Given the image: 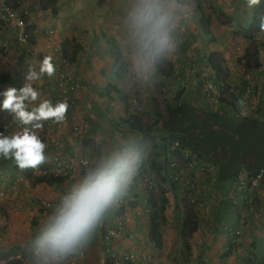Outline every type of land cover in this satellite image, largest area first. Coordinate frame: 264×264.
I'll return each mask as SVG.
<instances>
[{
    "label": "crops",
    "instance_id": "crops-1",
    "mask_svg": "<svg viewBox=\"0 0 264 264\" xmlns=\"http://www.w3.org/2000/svg\"><path fill=\"white\" fill-rule=\"evenodd\" d=\"M38 1L40 0H0V4L11 3L17 6L18 4L27 6L30 11L28 17L34 23V29L30 30L32 38L27 46L17 47L12 44L8 46L6 52L0 48V93L10 86L19 88L24 81L23 73L26 72L28 66L38 68V62L49 52L52 53L55 48L59 47L61 56L56 53L53 64H58L61 59L68 62L67 69L77 86L73 93L77 100L72 109V114L79 121L84 118L87 119L89 128L80 134H74L68 124L52 123L48 128L36 130L41 140L47 145L46 156L49 158L56 153L62 152L64 154L75 151L76 154H86L91 162L102 148L115 146L117 137L129 143L139 144L143 135L123 122L131 110L119 100L115 91L110 90L111 85L109 86V84L115 83V86L119 87L120 91L129 98L134 91V85H136H133L131 80L127 78L125 75L126 68L122 64L123 60L125 63L129 60L131 63L129 56H126V53L123 55L124 50H127L125 48L127 45L125 46L126 40L122 28V10L128 0H57L55 13L51 10L43 11ZM208 2L214 8L212 15H210L211 32L208 35L202 33L199 21L200 13L194 9L191 22L186 26L185 32L194 37L195 43L198 40L202 48L199 49V53L196 50L194 54L192 51L194 44L188 40L187 44L182 46L184 60H186L183 65L189 69L188 66L191 62L199 58L205 48L206 57L211 51L220 52L226 59L225 65L232 72V70H236L233 66L235 61L232 58L236 46H234V41H231L232 38L228 39L227 35L229 32H235L238 29L244 30L254 27L255 24L258 26L260 18L264 16V0H260V5L254 6L252 9L246 6L245 0H210ZM48 27L53 29L52 33L47 32ZM29 28L31 29V27ZM43 32L53 36H46L43 39L41 38ZM14 34L15 29L0 23V43L11 41ZM103 34H105L104 37ZM113 34L115 36H111ZM198 36L199 38H197ZM67 38L75 40V46H80L81 49L78 50L73 45L66 44ZM60 41H64L62 46L59 45ZM118 50L121 55L117 56ZM261 50L264 49L260 48L259 53L264 54V51ZM229 51L231 54H228ZM172 63L175 67L178 66L173 60ZM199 65L206 64L199 62ZM130 66L131 64L127 67ZM175 67L174 71L179 70L183 75H186L184 68L177 69ZM208 68V71L212 73L209 66ZM175 75H179V72ZM170 77L164 78L157 72L155 76L144 83L147 85L151 84L149 83L151 81L159 82L161 80L165 82ZM251 77L255 94L252 93L249 99L252 100L253 105L259 99L264 107L263 61H261L258 69L252 71ZM56 78L57 74L52 78L44 76L42 80L33 83V87L41 92L42 99L58 101L60 94L54 88V79ZM201 82L202 77L195 80L193 76H190V80L186 84V92L182 94V97L192 102L190 101L193 96L191 90L195 89L192 85L202 87ZM135 88L137 89V85ZM202 95L197 97L200 100L196 101V106L205 102ZM3 99L4 96L0 94V102ZM143 100H145L147 110L153 107L152 104L149 106L150 100L147 97L143 96ZM110 101L116 104L115 108L110 109V104H112ZM0 129L5 135L19 130L16 121L4 110H0ZM114 133L115 135H113ZM150 136L159 144L158 130L151 131ZM142 146L140 147L143 150H148ZM146 151H144V156H153L155 160L158 157L157 160L162 162L161 150L160 153L158 150L157 152L150 150L149 155ZM149 162L151 163V160ZM12 163V160L0 158V172H5L0 178V191L8 188L11 193L8 197H1L0 264H26L27 258L23 256L22 249L25 245L31 244L37 230L36 226H39V223L47 216H40L41 212L37 208V200L58 199L67 191L70 182L82 172L76 168L64 183L50 186L37 181L31 183L27 179L20 182L16 181V174H24L29 169L21 171L17 167L14 168L15 164ZM149 169L155 175L158 174L159 169L157 171L150 167ZM198 181L199 195L204 201L203 206L196 213L195 223L189 220L193 216L191 213L188 215L186 212V214L181 212V203L179 204L180 200L174 190H170L166 197V203L160 201L161 194L157 193L153 196L154 205H162L163 207L161 213L163 221L157 229L158 233L161 234L159 245L154 244L155 241L152 240V232H150V215L154 208L150 202L149 207L148 204L144 203L143 186L133 184L128 196L105 220L84 253L83 261L80 260L78 264L81 262L86 264H175L177 263L175 259L179 247L178 235L184 237L180 242H184L185 247H187L184 251L185 257L193 260L188 264H198L197 259L202 257L211 258L215 264L225 262L231 264L240 248L230 252L225 251L228 240L224 228L234 220L227 209L229 197H226L224 188L223 190L220 189V182L209 177L207 181L202 175L198 176ZM136 183L142 182L136 180ZM256 193L261 194L264 198V191L263 195L260 191H256ZM262 211L264 212V208L260 213ZM119 224L120 228L118 229ZM253 224L247 222L241 226L243 233H250L248 236H243V247L246 246V242H252L251 239L257 240L256 234L258 232H255V229L251 227ZM111 228L117 229V233L105 241L104 235ZM107 250L118 252L119 257L117 259L109 257ZM128 253H133L136 260L124 262L121 257Z\"/></svg>",
    "mask_w": 264,
    "mask_h": 264
},
{
    "label": "clouds",
    "instance_id": "clouds-1",
    "mask_svg": "<svg viewBox=\"0 0 264 264\" xmlns=\"http://www.w3.org/2000/svg\"><path fill=\"white\" fill-rule=\"evenodd\" d=\"M38 3L41 8L42 1L40 0ZM245 3L249 9H252L254 6L260 5V0H245ZM194 9L195 0H128L122 10V28L127 42V53L131 60L130 73L136 79L144 82L149 81L157 74L159 67H166V62L178 53L184 31L191 22ZM27 29L30 36V28L27 27ZM259 31L264 32V16L260 18L259 28L252 31L253 37ZM234 63L237 65L238 58ZM204 64L207 65V62L205 61ZM240 67L244 66L240 64ZM244 71L245 69H243ZM175 73L176 71H173L171 75H175ZM55 74L56 66L53 64V57L45 55L38 62V68L28 66L26 72L23 73L24 82L19 88L10 86L0 93L4 96L3 101L0 102V110H4L12 116L19 129L8 135L0 132V158L12 160L21 171L36 170L48 162L49 158L45 154L47 145L41 140L36 130H42L43 123L47 121L62 124L67 120L66 113L69 105L66 100L53 104L51 99H42L41 92L33 87V83L42 80L44 76L52 78ZM136 85L138 86L137 83ZM135 91L136 93L128 98L129 109L141 116L143 113H136L130 105L131 98L137 94V89ZM253 91L252 88V93ZM141 98L144 111L143 94ZM204 100L211 107H216L205 98ZM240 103L243 104V101ZM116 139L115 146L102 148L91 162H86L82 174L70 182L67 191L60 197L58 203L52 206L49 213L42 214L41 212L40 216H47L39 224L31 240L26 264H73L76 258L83 257L105 220L128 196L144 158L147 164L149 163L139 144L129 143L120 137ZM167 154L165 153L163 156L166 158ZM215 166L217 173L215 181L221 182L223 180L218 178L217 163ZM150 173L152 172L150 171ZM152 174L159 176L160 171L156 175ZM261 178L254 193L260 191L263 195L264 185L261 184ZM213 184L217 185L215 182ZM220 189L223 190L221 184ZM172 190L178 195L175 188ZM153 193L165 196L161 191ZM152 197L148 200V207ZM200 199L202 202L204 201L203 198L200 197ZM263 199L262 196H255V207L248 210L249 218L252 212H256L257 209H260V205L264 204ZM181 200L183 199L181 198ZM182 203L188 209L195 211V215L192 216V220H195L198 210H194L185 201ZM261 207L264 208L262 205ZM227 209L234 220L224 228V232L230 226H238L241 232L239 245L231 249L225 247V251L230 252L243 242L241 226L245 225L249 218L246 223L238 225L237 212L232 213L229 204ZM154 244L156 243L154 242ZM128 254L134 256L133 253ZM134 260H136L135 256L133 260L129 261ZM123 261L128 262V260Z\"/></svg>",
    "mask_w": 264,
    "mask_h": 264
},
{
    "label": "trees",
    "instance_id": "trees-1",
    "mask_svg": "<svg viewBox=\"0 0 264 264\" xmlns=\"http://www.w3.org/2000/svg\"><path fill=\"white\" fill-rule=\"evenodd\" d=\"M41 1V9L43 11L51 10L55 13V4L57 0ZM8 4L13 5L14 7L19 6V4L18 6L16 4ZM195 9H197L200 13L199 21L202 33L205 35L210 34V15L205 14V11H203L200 3L195 4ZM219 14L222 15V13ZM25 16L26 27H31L30 30H33L34 23L32 19L28 17L29 14ZM1 22L2 21H0V23ZM253 30V27H249L248 29H244L240 34L246 40L252 42L253 50H251V53H249V50L246 48L244 52L246 55H244V57H238V65L241 64L245 67L244 73L246 74L247 70L258 69L260 67L261 62L259 60V52L260 48H264V39L253 37ZM104 35L105 34L102 36L104 37ZM31 38L32 37L30 36V39ZM63 42L60 41L59 45L62 46ZM65 43L73 45L75 49H81L80 46H75V40L67 38ZM119 54L120 51L118 50L116 55L118 56ZM70 59L72 60V58ZM206 62L214 73L216 80L221 81L226 85L221 93V96L218 98V103L215 108H213V106L211 107V105H209L206 101L200 106H196L192 102H189L186 98L182 97L183 88H179L172 94L173 100L176 101L174 104L177 105H173L167 96H163V108L158 107L154 100V117L151 121L148 120L146 122L141 116L131 112L126 119H123V122L143 135L139 142L140 146L148 143L147 141L150 138L151 151H155L159 147L166 149L167 140L176 138L181 148L191 150L198 158L204 159L205 161L213 162L215 164L217 163L218 178L220 180H230L234 178L238 173L239 167H242L246 171L247 176H254L262 170L263 175L261 178V184L264 185L263 104L259 102L258 99V101L250 107L252 100L247 99L245 105L238 107V98L242 94L245 86L247 85L251 87V90L253 86H250L248 80L242 82L244 83L243 85H229L228 81L230 78V69L225 65L226 59L220 52H209L206 57ZM166 64V67H159L157 71L164 78L170 77L174 71V64L172 61L169 60ZM110 85V90L115 91L119 100H121L125 106L128 107L129 100L127 95L123 94L120 91V88L115 86V83L109 84V86ZM253 94H255L254 91ZM235 113H238L239 116L237 117L234 115ZM153 130H158L159 144H157L154 141V138L150 136L151 131ZM150 160L151 163L156 165V168L159 169L157 171L158 173L160 169L163 168V163H160L157 159L155 160V157L153 156H151ZM15 167L16 166L14 165V168ZM24 174L26 179L31 181V183L36 181L44 182L50 185H59L64 183V180L60 177L50 174L32 176L30 174V170H27ZM150 196H154V193H151ZM160 201L166 203L167 199L162 195ZM150 204H152L154 208V211L150 215V232H152V240L159 245V238L161 234L158 233L157 229L163 221V217L161 215L163 207L162 205H154L152 200L150 201ZM190 213L195 215V211L190 210L188 215ZM189 220L193 223L196 222V220ZM182 234L185 235V233ZM30 245L31 244H27L22 249L23 256L26 258Z\"/></svg>",
    "mask_w": 264,
    "mask_h": 264
},
{
    "label": "built area",
    "instance_id": "built-area-1",
    "mask_svg": "<svg viewBox=\"0 0 264 264\" xmlns=\"http://www.w3.org/2000/svg\"><path fill=\"white\" fill-rule=\"evenodd\" d=\"M201 4L203 0H198ZM29 9L27 6H18L14 7L8 3L0 4V21L1 25L15 29V34L11 41L0 43V48L7 50L8 46L12 44L17 47H25L29 44V33L26 27L25 19L27 14H29ZM48 33H52L53 29L48 27ZM255 37L264 39V32L259 31L255 34ZM58 53V48H55L52 53L49 52L48 55L53 57L55 61V54ZM201 62L204 64L206 61L205 54H201ZM61 58V57H59ZM60 64V65H59ZM56 66L57 78L54 79V88L60 94L58 101L66 100L69 108L66 113L67 120L64 125H69L71 131L74 134H80L83 131H87L89 128L88 120L83 119L79 121L75 119V116L72 114V109L76 104V98L73 96L76 85L72 79V75L69 72L68 62L65 59H61ZM207 65H202L199 73L202 77V94L204 98L214 104L215 106L218 103V98L221 96L222 91L224 90V83L217 81L214 73L208 71ZM134 76V75H133ZM180 76L175 75V79L179 80ZM134 80L138 81L134 77ZM24 82V81H23ZM23 84V83H22ZM137 94H135L131 100L130 105L132 110L136 113L143 112V101H142V92H141V83H137ZM232 85V84H231ZM234 86V85H233ZM169 89V88H168ZM173 92L171 89L168 90V94ZM252 92L251 87L245 86L242 91V94L238 98V107L245 105L246 100L249 99V95ZM166 95H164L165 97ZM243 101V104L240 102ZM53 104L56 101H52ZM55 102V103H54ZM253 104H251V107ZM234 115L239 116L235 113ZM53 122L47 121L43 126V129L48 128ZM42 129V130H43ZM166 153L167 156L162 160V169L160 170L159 176H154L150 173L146 159L144 158L143 163L140 166L139 172L135 178L133 184H141L143 186L142 195L144 203L147 204L150 199V195L153 192L161 191L167 197L170 190L176 189L180 198H182L188 205L192 206L194 210H198L203 206L198 190H199V181L198 174L202 175L208 180V177L211 179H217L216 166L213 162L205 161L204 159L198 158L191 150L186 148H181L177 139H169L166 143ZM86 162H90L86 154H79L74 151L73 153H56L49 157L48 162L41 165L38 169L30 170L32 176L38 175H53L60 177L66 181L73 173L74 169L79 168L83 172ZM3 176V173L0 172V177ZM262 176V170H260L254 176H247L246 171L239 167L237 175L230 180H223L220 182L221 186L225 189L226 197L230 205V210L232 213L237 212V223L238 225L244 224L248 221L250 209L255 207V196L261 197V194L254 193V190L259 186V179ZM26 176L19 173L17 175V180H24ZM138 182L142 183H136ZM2 191H0V196ZM63 195V194H62ZM61 195V196H62ZM60 196V197H61ZM60 197L56 200H43L39 199L37 201V208L42 214L49 213L53 205L58 203ZM122 203V202H121ZM120 203V204H121ZM42 223V222H41ZM40 224V223H39ZM38 228V226H37ZM120 226H118V229ZM117 233V229L112 228L107 230L104 235L105 241H108L114 234ZM225 235L228 239V244L226 249H231L239 245L241 240V232L238 226H230L226 229ZM109 257L117 259L119 257L118 252L107 250ZM84 256V255H83ZM83 257L76 258L73 261V264H78ZM123 260H133L134 256L132 254H125L121 257ZM86 264V263H79Z\"/></svg>",
    "mask_w": 264,
    "mask_h": 264
},
{
    "label": "rangeland",
    "instance_id": "rangeland-1",
    "mask_svg": "<svg viewBox=\"0 0 264 264\" xmlns=\"http://www.w3.org/2000/svg\"><path fill=\"white\" fill-rule=\"evenodd\" d=\"M208 1H210V0H203V2L201 4L198 0H195V4L196 3H200L203 11H205V14L212 15V12H213L212 10H214V8L210 4V2H208ZM256 28H259V25L257 26L255 24V26L253 27V29H256ZM242 31H243L242 29L241 30L238 29L235 32H233V31L232 32H229L228 35H227L229 37L228 39L232 38L231 41H234L233 42L235 44L234 46H236L235 49H234V51H233V53H232V58L234 59V61L237 60V58L240 57L241 54H243V57H244V55H246L244 53L245 50H246V48H247V50H249V53H251V50H253L252 49V42H249L244 37H242V35H240ZM46 36H53V35L52 34H49L48 35L45 32H43V34L41 35V38L45 39ZM111 36H115V35L113 34ZM193 38L194 37L191 34H186V32L184 31L183 40H182V44L180 46V49L178 50V53L175 54L170 59L171 61L173 60L178 65L176 67L174 66L175 68L178 69V68L181 67V68H184L183 69L184 71H186V75H183V73H181L179 70L176 72V73L179 72V75H180V79L179 80L175 79V77H174L175 75H173V76H171L165 82L162 81V80L159 81V82L158 81L157 82L156 81H151V82H149L151 84H147L146 85L144 83V81L139 80V82H138V81L134 80V76L130 73L131 66L130 67H127V66H129L131 64L130 61L128 60L125 63V60H123L122 64H124L125 68L127 69V70L125 69V75L127 76L128 79L131 80V82L133 83V85L136 84V83H141V87H142V91H143V96L145 98L147 97L150 100V105L149 106H151V104L153 106L154 105V100H155V103L157 104V106L160 107V108H163V105L162 104H163V101H164V99H163V96L164 95H166L168 97V99L173 104L176 103V101L173 100V98H172L173 97L172 94L176 90H178L180 87H183V89H184V91H182V94L185 93L186 92V89H185L186 88V84H187V81L190 80V76H193L195 78V80H198V78H201V75L198 72L199 71L198 68L201 67V65H199V62L202 61L200 56H199V58H196L197 60L195 59V61H192V62H194V64H192V62H191V64L188 66L189 69H186L184 67V65H183L184 61H186V60H184V57L185 56L183 54L184 53L183 52L184 49L182 48V46L185 43L187 44V41L188 40L191 41L192 44H194V46L192 48V51L194 52V54H195V51L196 50L199 53L200 50H201L200 48H202V47H200L199 41L197 40L196 43H195V39H193ZM197 38H199V36ZM126 45H127V42H125V46ZM125 48H127V47H125ZM205 50L206 49L204 48L202 50V52L205 53V57H206ZM261 51L263 52L264 50H261ZM125 53H126V56H128L127 50H124L123 55ZM228 54H231L230 51H229ZM261 55H262V57H261ZM58 56H61V52H60L59 47H58ZM259 60H261V61L264 62V54H262V53L260 54L259 53ZM233 66L236 68V70H232V72H230V78H229V81H228L229 85H231V84H232L231 86H233V85H239V84L240 85H243L244 83H242V82L248 80L250 86H252V84H251V81H252L251 73H252V71L254 69L247 70V74H246V73L243 72V69L245 67H240V65H238V63H237V65H233ZM192 69H194V70H192ZM181 74L183 75V77H182ZM192 82H193V80H192ZM135 86L136 85H134V91H133L132 95L134 93H136ZM192 86H194V88L196 90L195 89L194 90H191L193 92V96L190 98V101H192V103L195 104L196 101L200 100L197 97H201L199 95H202V93H201L202 87L200 85H198V87H195L196 86L195 84H193ZM168 88L173 91L169 95H168V90H169ZM112 102L113 101H110V103H112ZM115 107H116V104L115 103L110 104V109H113ZM128 108H129V104H128ZM144 108H145V110L142 112L143 114L141 116L143 117L142 119H144L147 122L148 120L153 119V117H154V115H153V113H154V107H150L147 110L146 103H145V107ZM2 131L3 130L0 129V132H2ZM147 142L148 143H146L144 146L146 148H148V150L147 151L144 150V151H146V153L149 155L148 152L151 150L150 149L151 148V140H150V138L148 139ZM144 146H143V148H144ZM156 150H158L159 153H160V150H161V153H160V154H162L161 159H165V157L163 156V155H165V149L159 147ZM147 157H148V163H149L148 165H149V167L151 169H154V170L157 171L156 165H154L152 163L150 164V162H149L151 157H149V156H147ZM16 176H17V174H16ZM17 181L20 182L22 180H17ZM41 183H43L45 185L44 182H41ZM47 185H50V184H47ZM9 193L10 192L8 191V188L6 190H2V195L0 196V204H1V199L2 198H5V197H8L9 196ZM11 197H12V195H11ZM178 198L180 200L179 204L181 203V208H182V211L181 212H183V214H186L187 212H189L190 209H188L186 207V205H184L182 203L184 201L181 200L180 197H178ZM261 205L263 206V203ZM261 205H260V211L263 208V207H261ZM260 211H259V209H257L256 212H253L250 215V218H249V221H248V223H250V224L251 223H254L251 227L253 229H255V232H258L256 234L257 235L256 236L257 237V240L256 239H251L252 242H246L247 244H246L245 247L242 246V243H244V242H242L240 244V246L238 247L240 249L235 254V258L232 259L231 264H264V212L262 211V213H260ZM250 231H251V228H250ZM249 234H250L249 232H246V233H243L242 232V236H248ZM178 237H179L178 238L179 247H178V250H177L178 251L177 257L175 259V261L177 263H175V264H188V262L190 263V261H193V260L192 259L189 260V259H187L185 257L184 251L187 249V247H185L184 242H180V240L183 239L184 237H182L181 235L180 236L178 235ZM211 262H212V259L211 258H208V257L207 258H203L202 257V258L197 259V263L198 264H205V263L211 264ZM228 263L229 262H225V263H222V264H228ZM212 264H215V262L214 263L212 262Z\"/></svg>",
    "mask_w": 264,
    "mask_h": 264
}]
</instances>
